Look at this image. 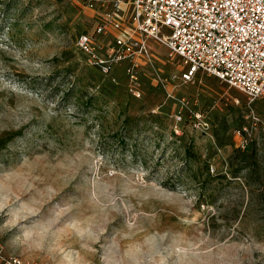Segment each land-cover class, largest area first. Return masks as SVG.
<instances>
[{"label": "rangeland", "instance_id": "rangeland-1", "mask_svg": "<svg viewBox=\"0 0 264 264\" xmlns=\"http://www.w3.org/2000/svg\"><path fill=\"white\" fill-rule=\"evenodd\" d=\"M95 18L83 0H0L5 255L264 264V97L183 80L156 40L112 61V34L94 37L89 61Z\"/></svg>", "mask_w": 264, "mask_h": 264}, {"label": "built area", "instance_id": "built-area-1", "mask_svg": "<svg viewBox=\"0 0 264 264\" xmlns=\"http://www.w3.org/2000/svg\"><path fill=\"white\" fill-rule=\"evenodd\" d=\"M83 2L96 11L91 37L81 33L77 39L89 61L95 56L94 37L112 34L107 47L112 61L148 57L147 41L156 40L180 58L183 80L214 75L252 101L264 97V0ZM0 264L38 263L5 255L0 246Z\"/></svg>", "mask_w": 264, "mask_h": 264}]
</instances>
